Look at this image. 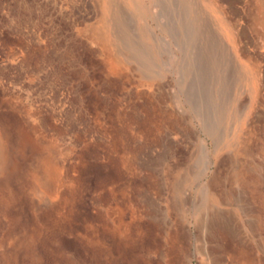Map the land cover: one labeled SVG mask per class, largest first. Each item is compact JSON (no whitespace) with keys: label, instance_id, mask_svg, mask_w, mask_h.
Listing matches in <instances>:
<instances>
[{"label":"rangeland","instance_id":"374dc122","mask_svg":"<svg viewBox=\"0 0 264 264\" xmlns=\"http://www.w3.org/2000/svg\"><path fill=\"white\" fill-rule=\"evenodd\" d=\"M189 1L0 0V264H264V0Z\"/></svg>","mask_w":264,"mask_h":264},{"label":"bare ground","instance_id":"6f19581e","mask_svg":"<svg viewBox=\"0 0 264 264\" xmlns=\"http://www.w3.org/2000/svg\"><path fill=\"white\" fill-rule=\"evenodd\" d=\"M184 5L187 9V13H188V16L190 18L191 21H193L195 23V21L198 19L197 15H196V11L193 9L191 3L189 0H184ZM196 32V33H195ZM201 31H199V29L196 30V24H194V33L193 35H199ZM212 62H213V59H212ZM224 110L222 112H220L221 115L224 114Z\"/></svg>","mask_w":264,"mask_h":264}]
</instances>
